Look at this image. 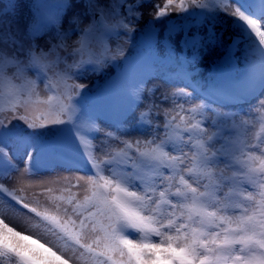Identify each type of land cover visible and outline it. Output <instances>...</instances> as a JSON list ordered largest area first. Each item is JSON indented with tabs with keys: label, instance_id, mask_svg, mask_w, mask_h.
<instances>
[{
	"label": "snow or ice",
	"instance_id": "6c2138e0",
	"mask_svg": "<svg viewBox=\"0 0 264 264\" xmlns=\"http://www.w3.org/2000/svg\"><path fill=\"white\" fill-rule=\"evenodd\" d=\"M84 7V15L91 13L98 19L96 25L83 30V39L77 41L79 47L74 49L76 53L84 52L95 33L102 29L117 35L118 28L126 33L131 31L129 18H140L142 0L131 4L113 0L109 5L85 0ZM156 7L154 15L157 19L172 10L188 12L189 9L210 13L219 11L229 16L233 26L249 41V49L260 67L257 74L253 65L251 78L264 90V0H164L163 6ZM121 8L126 9V15L119 19ZM78 19L79 16L73 17L74 21ZM110 20L114 23H109ZM57 34L60 43L50 45L51 50L65 47L67 34L59 30ZM210 37H215L211 30ZM35 39V33H29L27 27H20L18 17L0 18V169L35 175L33 153L38 152L40 146L26 140L24 134L14 135V130L9 127L13 119L23 122L29 136L52 125L73 126L76 129V148L87 163L89 174L76 177L75 182L65 177L70 187L63 189L59 197L51 195L48 200L57 211L61 208L57 201L66 200L67 205L72 206L71 213L79 217V223L69 214L68 207L63 208L67 219L48 210L39 211L25 203L16 194L17 189L10 190L3 182H0V196L14 203L18 209L33 214L38 220L33 227L43 223L46 231H58L62 238L94 256L104 257L110 264H229L235 252L247 254L243 258L235 256L234 259L242 264H264V183L259 185L258 211L254 209L249 213L243 204L233 202L236 196L248 201L254 199L251 191L244 195L235 190L253 184L258 176L264 177V156L248 151L244 143L229 144L218 150L224 168L214 166L217 153L209 147L213 136L203 126L200 105L187 109L183 105L178 106L180 121L187 124L186 117L180 115L187 112L193 123L181 127L172 116L165 125L171 135L164 139L124 140L111 132H105L101 139H97L101 130L82 121L76 107V97L86 86L70 83L72 77L67 73H54L53 83L47 77L52 70L48 58L50 53H44L35 44ZM234 43H239V40ZM110 52L111 49H106L105 59L114 58ZM118 54L123 56L124 53L121 50ZM33 76L48 79L45 89L55 95L49 94L45 101L39 91L41 81L33 79ZM178 94L188 95L182 89ZM53 100L56 103L49 111L54 118L45 116L37 122L31 111L33 106L45 102L51 104ZM259 105L264 106V100L259 101ZM19 108H23V112H19ZM6 111L13 114L7 121L4 119ZM246 123L245 119L240 120L241 126ZM185 133L189 136L188 141H183ZM113 140L118 141L121 147H115L111 143ZM180 142H191L195 150L194 167L183 170L182 156L170 154L169 147L173 144L177 146L176 150L182 151ZM9 148H12L11 153ZM17 153L25 164L22 170L13 163ZM98 153L101 154L99 157ZM182 171L206 181L203 191L185 179ZM226 172H231V175ZM81 181L85 185L83 200L77 199L75 194L68 198L63 195V191L79 187ZM225 188L228 191L225 192ZM19 191L23 192V188ZM45 192L52 193L53 189L46 188ZM173 198L180 203H174ZM230 212L238 214L230 215ZM89 228L101 235H97L92 243L82 244L84 231ZM28 231V228L24 232L17 231L10 226L0 204V264H5L6 260L15 264H69L53 248L34 238L42 233L25 234ZM116 254L120 259H114Z\"/></svg>",
	"mask_w": 264,
	"mask_h": 264
},
{
	"label": "rangeland",
	"instance_id": "374dc122",
	"mask_svg": "<svg viewBox=\"0 0 264 264\" xmlns=\"http://www.w3.org/2000/svg\"><path fill=\"white\" fill-rule=\"evenodd\" d=\"M74 1L66 15L59 19L52 17L50 1L39 0L33 8L30 5V0H20L13 10L9 11L12 0H0V18L15 19L18 17L21 28L27 27L29 33L36 34L35 44L44 53H50L48 58L52 63V70L47 73V77L53 83H55L54 73H67L72 77L70 83L86 86L80 92V95L76 97V102L83 104L85 107H91L92 104L89 94L107 84L110 77L123 71L125 67L131 66L132 63L150 62L149 70L141 82L142 99L140 103L132 113L120 122L107 123L100 120L98 127L101 133L97 135V139H101L105 132H111L115 137L124 140H135L137 138L148 140L153 137L157 140L164 139L167 135H171L165 125L168 124L172 116L176 117V122L180 123L181 127L193 123L190 114L187 112L180 113V115L186 117L187 124L180 121L179 115H177L178 106L183 105L187 109L192 105H200L202 106L203 126L208 130V134L213 136V139L209 142V147L212 152L217 153L214 158L216 161L214 166L220 169L224 168L218 150L226 148L229 144L244 143L248 151L257 156H264V151H262L264 149V106L259 105V101L264 100V90L251 102L223 106L211 101L208 96V93L213 89L235 79L243 78L252 70L254 64L255 68L259 67V64L256 63L257 58L249 49V41L245 39L239 29L233 26L232 19L229 16L217 11L214 17L210 18V12L201 9H189L188 12L169 11L166 15L167 21L162 22L163 28H166L169 23H173V29H176L177 25H184V23L188 25V22L192 19L191 15L194 17L201 16L208 21L203 28H192L197 23L196 20L189 22L188 29H191L189 35L195 41L192 44L185 46L176 43L180 47L179 49L165 47V49L158 50L154 45L156 39L155 25L151 22L155 18L156 5L163 6L164 0H142V7L139 8L140 18H129L131 20V31L126 33L125 30L118 28L116 29L117 35L102 29L95 33L90 41V46L84 52L76 53L74 49L79 47L77 41L83 39V30L90 25H95V23L94 16L91 13L84 15L85 0ZM128 1L135 3V0ZM97 2L101 5H109L113 0H97ZM59 4H56L55 7ZM120 13L121 17L119 19H122L126 15V9L121 8ZM76 16H79V19L74 21L73 17ZM40 17L46 19L45 23L41 25L42 28H38L40 25L37 24ZM34 18L35 22L33 21ZM108 22L114 23L111 20ZM58 30L60 33L67 34L64 40L65 47L51 50L50 45L60 43ZM210 30L215 33V37H210ZM132 36L136 39L135 41ZM178 39L179 37L175 38V40ZM210 40L213 42H210ZM236 40H239V43H234ZM102 45H106L111 49L109 54L114 57L113 59H105L106 52L103 53L104 50L102 49L104 48ZM121 50L124 53L123 56L118 54ZM76 60L77 63H74ZM33 79L41 81L39 91L45 101L49 94L55 95V93H49L45 89L48 79L43 76H33ZM181 89L188 95L178 94ZM55 103L56 101L53 100L51 104L45 102L33 106L31 111L34 118H37V122H40V119L45 116L54 118L49 109ZM18 111L23 112V108H19ZM12 115L11 112L6 111L4 113L5 121L11 119ZM197 119H200V117H197ZM241 119L247 121L243 126L240 125ZM65 125H52L46 129L37 130L35 134L29 136L26 134L23 122L13 119L9 127L14 130V135L24 134L26 140L40 146L38 152L43 153L44 149L50 147L54 157L49 164L35 167V175L32 176L16 171L5 172L0 170V176L3 177L0 182H3L10 189H17L16 194L21 196L26 203L37 207L39 211L48 210L67 219L63 208L68 207L69 214L73 216L78 224L79 217L71 213L72 206L67 205L66 200L63 202L57 201L61 204L60 211H57L55 205L48 200L51 195L59 197L63 189L70 187L64 180L65 177L75 182L76 177H86L89 174L86 169L82 168L80 170L75 164H66L59 159L60 151L56 146V139L64 131ZM188 140L189 136L185 133L183 141ZM111 143L117 148L121 147L116 140L111 141ZM176 149L177 146L173 144L169 147V152L171 155L182 156L184 163L181 168L186 170L194 167L193 156L195 150L191 146V142H180L179 149L182 151ZM8 150L11 153L12 148ZM38 152L33 153L34 157ZM100 155L98 153V157ZM100 162L102 166V161ZM13 163L17 164L21 170L25 167L19 153L13 158ZM257 166L259 165L257 164ZM164 174L168 175L167 172ZM181 174H184L185 179H188L194 187H198L203 191V184L206 181L196 176H190L186 171H182ZM226 174L231 175V172H226ZM260 183H264V177L258 176L253 184L235 190L242 192L244 195L251 191L254 197L253 200L248 201L244 200L242 196H236L233 202L243 204L249 209V213L254 209L258 211L257 202L261 198L259 195ZM49 187L53 189L52 193L45 192V189ZM84 187V181H81L79 187H71L70 191H63V195L68 198L75 194L77 199L83 200ZM20 188H23V192L19 191ZM224 191L226 192L228 189L225 188ZM173 202L180 203L176 198H173ZM0 204L3 205L6 212V222L10 226L21 232H24L26 228L30 229L25 234L42 233V235L34 236V238L40 239L42 243L53 248L58 255L68 260L69 264H101L102 261L103 264H110L104 257L94 256L79 245L62 238L58 231H46L43 223H40L39 227H33L38 223L37 218L26 210L18 209L17 206L2 196H0ZM229 214L238 213L230 212ZM97 235H101V233L99 231L93 233L90 228L86 229L81 238V243H92ZM154 239L158 241L159 238ZM93 247H97V245L93 244ZM237 255L243 258L247 254L233 253V258L229 260V264H242V262L234 259ZM114 259H120L118 254L114 256ZM5 264H15V262L6 260Z\"/></svg>",
	"mask_w": 264,
	"mask_h": 264
},
{
	"label": "trees",
	"instance_id": "16d2710c",
	"mask_svg": "<svg viewBox=\"0 0 264 264\" xmlns=\"http://www.w3.org/2000/svg\"><path fill=\"white\" fill-rule=\"evenodd\" d=\"M39 0H30V5L31 7L35 8V5L38 3ZM50 2H52V14L54 17L62 19L64 17V15H66V13L69 11L70 7L72 6V4H74V0H49ZM20 2V0H12V4L9 11H12L14 6H16V4H18ZM56 2H60L62 4V6L60 7H54V3ZM125 3L131 4L130 1H124ZM134 11H136V9H133ZM215 15V13H210V18H213ZM192 19L189 22L192 21H197L196 24H194V27H204L207 23L208 20H206L205 18H202L201 16H197L194 17L192 16ZM35 19V18H34ZM33 19V21H34ZM167 17H161L159 19L154 18V20L151 22L152 24L155 25V34H156V39H155V43L154 45L156 46V48L158 50H162L166 48L169 49H173V48H180L179 46H177L176 43H181L182 45H187V44H192L193 42H191V40H193V37H191L189 35V31L191 29H188V25L190 24L188 22V25L184 23V25L181 24V26L177 25L176 29H173V23H169V25L166 28L162 27V22L164 21V23L167 21ZM179 37L178 40H175V38ZM132 39L135 41L136 39L132 36ZM104 49L103 53L106 52V49H109L106 45H102ZM202 53V52H200ZM203 55V54H202ZM77 63V60L74 62Z\"/></svg>",
	"mask_w": 264,
	"mask_h": 264
},
{
	"label": "bare ground",
	"instance_id": "6f19581e",
	"mask_svg": "<svg viewBox=\"0 0 264 264\" xmlns=\"http://www.w3.org/2000/svg\"><path fill=\"white\" fill-rule=\"evenodd\" d=\"M136 65L138 63L136 62ZM253 70V68H252ZM256 70V68H255ZM118 76V75H117ZM120 77V76H119ZM123 83L120 84L119 80L115 83H112L110 86L105 87L100 94H98L97 97H94L89 94V98L91 100V103L95 105L99 110L103 111L104 114H113V116H119L122 115L119 112H121L125 108V94L128 90L127 85H123ZM77 110H78V116L82 121L86 120L85 113H87L84 108L83 104H76ZM75 128H71L70 137L65 135L66 132L64 131V134L59 138L58 145L63 148V150L68 153L69 155H74L78 159H82V157L79 155L78 150L76 148V141L74 138V132ZM71 157V156H70ZM73 158V157H72ZM77 167L82 169L81 165H78L74 163Z\"/></svg>",
	"mask_w": 264,
	"mask_h": 264
},
{
	"label": "water",
	"instance_id": "95a60500",
	"mask_svg": "<svg viewBox=\"0 0 264 264\" xmlns=\"http://www.w3.org/2000/svg\"><path fill=\"white\" fill-rule=\"evenodd\" d=\"M97 19H98V18L94 17V22H95V24L97 23Z\"/></svg>",
	"mask_w": 264,
	"mask_h": 264
}]
</instances>
